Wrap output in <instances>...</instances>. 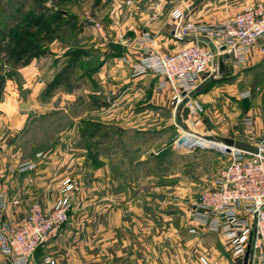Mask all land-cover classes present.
<instances>
[{"label": "crops", "instance_id": "1", "mask_svg": "<svg viewBox=\"0 0 264 264\" xmlns=\"http://www.w3.org/2000/svg\"><path fill=\"white\" fill-rule=\"evenodd\" d=\"M255 2L260 0H227L223 5L226 9L241 10L254 5ZM211 4L207 0H190L179 8L184 12L186 21L204 22L208 21L203 19L207 18L203 17L205 10ZM195 5L197 6L191 9ZM173 12L162 25H156L155 22L143 23L142 26H148L150 29L136 31L129 39L130 42L123 46V54L118 57L120 59L127 57L133 62L145 58V48L137 44L138 39L144 34L153 37L151 48L162 54L186 46L185 43L172 38L175 26ZM200 45L205 49L215 48L213 41L203 38ZM68 50V46H61L51 53L57 52L55 57L53 56L55 59L69 54L73 57L71 61H76L80 56L86 61L91 57V53L86 49L80 50L77 54L78 51ZM99 53L107 56L111 54L106 47L99 49ZM256 54L263 53L254 51L248 62ZM223 56L224 59L227 57L223 54L216 60L220 75L225 69L224 61L220 59ZM117 59L114 60V66L111 64L112 60L104 62L101 71L97 72V78L100 80L98 83H95L93 73L83 74L86 82H90L88 84L93 87V90L86 91L85 95L89 97L91 94L93 97L102 92L113 93L115 96L113 100H104L110 108L136 106L133 113H128L126 108L123 113L120 111L117 117L122 123L131 122L134 118V124L136 126L139 124V127L130 133H124L126 139L135 137L143 143V138L147 136L154 139L166 136L169 133L168 128L174 127L176 123L187 128L183 113H174L173 91L170 88L158 91V85L163 80L161 75L152 72L132 78L130 67L119 64L116 62ZM54 68L47 72L48 74L45 73V69L43 71L35 65L25 69L23 82L18 86L12 85L10 94L18 95L17 91L22 90L23 97L28 98L26 103L30 108L23 113L11 109L7 115L5 113L0 117V122L7 123L9 128L5 139L1 136L4 129L0 123V195L6 197L7 203L0 222L5 221L14 227L18 226L33 204H39L47 211L53 209L64 198L63 183L67 179L73 181V185L77 187V200L70 213L69 222L57 237L37 250L35 263L44 264L46 257H52L58 264H202L200 257L203 256L208 259L209 264H243L244 258L234 256L220 235L203 229L199 234H192L190 229L194 222L190 213L187 227L174 225L171 221H167L166 224L158 215V206L155 205L158 200L152 194L151 196L140 194L132 204V201L128 202L123 194L115 192L116 186L123 183L113 172L114 168L109 161L106 157H97L93 152H89L87 148L89 146L80 144L95 137L88 129L89 123L95 122L92 121V115L82 114L79 110V98L85 95L83 96L80 91L77 96L71 94L70 98L68 94L62 93L65 67L63 65L59 71L55 66ZM105 77H110L113 81L108 83L104 81ZM77 85H74L72 92L74 89L78 90ZM99 85L102 86V91L95 89ZM217 88L205 90L195 99L208 102L215 96ZM9 99L14 101L11 97ZM110 112H108L110 116L104 115V120L114 116ZM163 112L167 113L166 118L161 116ZM251 119L253 121V118ZM163 122L167 123L163 128H167L165 131L159 127ZM147 124L152 128L156 126L157 129L149 130L145 128ZM106 126L109 127L110 124ZM52 128L55 130L50 134ZM246 129L242 141L253 143L250 137L260 133L257 131L255 133L254 121L252 129L249 130L247 126ZM262 129L264 132V125ZM123 131L127 130L119 133ZM47 133L49 139L45 140L44 146L38 147L35 139L43 140ZM139 161L141 163L144 159L141 158ZM33 162L37 164L36 168L22 172L25 164ZM172 217L174 218L170 216L167 219L172 220ZM213 239L219 240L222 247L213 245L208 251L204 243ZM0 264H13L12 259L3 253L1 248Z\"/></svg>", "mask_w": 264, "mask_h": 264}, {"label": "rangeland", "instance_id": "2", "mask_svg": "<svg viewBox=\"0 0 264 264\" xmlns=\"http://www.w3.org/2000/svg\"><path fill=\"white\" fill-rule=\"evenodd\" d=\"M188 1L190 0H0V117L5 113L7 115L11 109L22 113L25 111L20 104L28 101V98L23 97L24 92L18 90V95L14 94L15 97L10 92L12 85H21L23 72L33 65L42 68L43 71L45 69V73L55 69L54 66L59 71L64 65L65 79L62 93L68 94L70 98L72 95L77 96L80 91L84 96L86 91L93 90L83 74L93 73L92 77L95 83H98L100 80L99 77L97 78V72L101 71L104 62L109 60H112L111 64L114 66V60L118 58L116 62L130 67L131 77L137 78L133 75L132 67L121 61L118 57L120 54L110 48V43H117L123 47L130 42L129 39L136 34V31L143 28L150 29L148 26H142L143 23L155 22L156 25H162L168 20L171 12L180 10L179 7ZM207 1L212 4L205 10L203 17L207 18H202L208 21L201 23H216L242 10L226 9L223 2L227 0ZM92 20L97 21L100 27H96ZM18 36L22 38L21 42L16 40ZM61 46H68V51H78L76 54L86 49L91 53V57L87 61L82 60V56L76 61H71L73 57L68 54L63 58L55 59L54 55L57 52L55 54L51 52ZM105 47L111 52V57L99 53V49ZM221 57L225 68L221 79L212 83L206 80L198 89L205 91L218 87L215 96L208 102L199 101L202 112L186 121L187 128L176 123L174 127L168 128L169 133L166 136L158 139L147 136L143 138L142 143L135 137L127 139L124 137L125 132L130 133L139 127V124L137 126L134 124V118L131 122L129 119L127 120L129 122L122 123L117 117L126 108L128 113H133L136 106L110 108L104 100H113L115 98L113 93L102 92L98 96L92 97L89 94V97L85 95L79 98L80 113L85 115L89 113L93 117L92 121H95L90 122L88 128L95 137L84 141L83 144L80 142L81 146H89L87 147L89 152H93L97 157H106L111 167L115 169L113 172L123 183L116 186L115 192L123 194L128 202L132 201L131 203L134 204L133 201L140 194L149 196L152 194L159 201L155 204L158 206V215L166 224L167 221H171L174 225L187 227L188 213L191 215L194 202L201 193L211 187V181L230 162V156L220 152L217 147H215L217 149L195 147L193 151L182 149L178 143L181 137L189 144L188 133H192L204 140L217 141L218 143H215L219 145H232L231 142L242 141L245 138L247 129L244 120L251 117L255 124V133L260 132L250 137L251 142L264 140L262 129L264 54L253 55L248 63L238 66L233 64L228 55L225 59L224 56ZM101 79L103 81L102 77ZM104 81L111 83L113 80L105 77ZM76 84L79 86L78 90L74 89L72 92ZM100 85L95 89L102 91ZM10 97L14 101H11ZM109 111L114 116L104 120V115L110 116ZM161 116L166 118L167 113L163 112ZM0 123L4 129L1 131L3 132L1 136L6 139L8 124ZM107 124L110 126H106ZM165 125H167L165 122L159 124L160 129ZM155 127L145 125L149 130L157 129ZM53 130L55 128H52L50 134ZM122 130L127 131L119 133ZM47 135L48 133L45 139L41 138L42 141L35 139L38 147L45 145V140L49 139ZM141 158L144 161L140 163ZM28 164L36 163L25 165ZM73 195L74 205L77 200L75 184ZM170 216L174 218L168 220ZM204 245L208 251L213 245L222 247L219 240L215 239L206 241Z\"/></svg>", "mask_w": 264, "mask_h": 264}, {"label": "built area", "instance_id": "3", "mask_svg": "<svg viewBox=\"0 0 264 264\" xmlns=\"http://www.w3.org/2000/svg\"><path fill=\"white\" fill-rule=\"evenodd\" d=\"M172 17L175 21L173 38L185 43L186 47L162 54L151 48L153 37L144 34L137 44L145 48L146 57L134 63L124 57L121 61L132 67L134 77L152 72L161 75L163 80L158 91L167 88L173 91L174 113L181 114L187 107L192 117L202 112V108L199 101L189 96L206 80L205 76L212 72L219 56L228 55L238 66L245 65L254 51L264 54V1L216 23L186 21L184 12L177 9ZM91 22L100 27L97 21ZM187 36L213 41L215 49L203 48L200 41L183 42ZM245 124L252 129L250 117L246 118ZM249 144L257 147L258 153L241 151L226 144L218 149L230 156V162L194 202L191 211L194 225L190 232L199 234L203 229L220 235L233 255L241 258L245 257L253 233L249 264H264V140ZM202 148L212 147L203 145ZM36 167V164H28L21 170L26 172ZM73 190V183L66 180L63 183L64 198L53 209L47 211L41 205L33 204L18 226L0 222V248L13 264H36L37 250L57 237L69 222L75 198ZM6 205V197L1 194L0 219ZM200 261L209 264L206 257H200ZM44 264L58 263L52 257H46Z\"/></svg>", "mask_w": 264, "mask_h": 264}, {"label": "water", "instance_id": "4", "mask_svg": "<svg viewBox=\"0 0 264 264\" xmlns=\"http://www.w3.org/2000/svg\"><path fill=\"white\" fill-rule=\"evenodd\" d=\"M197 5L193 6L191 9H194ZM202 39V37H195V36H187L183 39V42H196V41H200ZM110 48L116 52L117 54H121L123 52V47L120 45V44H117V43H110ZM205 79L208 80V81H219L221 79V75H220V71H219V65L218 63H214L213 65V70L210 74H207L205 76ZM200 94V90H196L194 91L189 97L190 98H196L198 95ZM21 106H22V109H29L30 106L29 104L25 103V102H21L20 103ZM189 114H190V110L189 108L185 107L183 109V120L186 122L189 120ZM178 143L181 145L180 147L182 149H187L189 151H193V149H195L196 146H194L193 144H189V143H186L183 139V137H181L179 140H178ZM233 147H235L236 149L238 150H241V151H245V152H249V153H258V148L247 143V142H243V141H238V142H235L232 144ZM181 148H178L179 150H182ZM253 237H254V234L252 233L250 235V239H249V245H248V249H247V252L245 254V257H244V263L243 264H249V260H250V252H251V244L253 242Z\"/></svg>", "mask_w": 264, "mask_h": 264}, {"label": "bare ground", "instance_id": "5", "mask_svg": "<svg viewBox=\"0 0 264 264\" xmlns=\"http://www.w3.org/2000/svg\"><path fill=\"white\" fill-rule=\"evenodd\" d=\"M189 122H191V121H189ZM188 134H189L188 141L190 142V144H193L196 147H202L203 145H207V146H210L212 148L217 147L219 149H221L223 147V145L216 144L214 141L213 142L206 141L207 139L204 140L203 138L197 137L196 135H194L192 133H188Z\"/></svg>", "mask_w": 264, "mask_h": 264}, {"label": "trees", "instance_id": "6", "mask_svg": "<svg viewBox=\"0 0 264 264\" xmlns=\"http://www.w3.org/2000/svg\"><path fill=\"white\" fill-rule=\"evenodd\" d=\"M16 38H17L16 40H18L19 42L22 41V38H20V36H18V37H16ZM9 53H10V51H9ZM212 82H214V81H211V82L209 81V83H212ZM201 92H203V91H200V93H201Z\"/></svg>", "mask_w": 264, "mask_h": 264}]
</instances>
